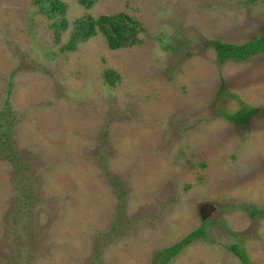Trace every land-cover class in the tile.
I'll return each mask as SVG.
<instances>
[{
  "label": "rangeland",
  "instance_id": "obj_1",
  "mask_svg": "<svg viewBox=\"0 0 264 264\" xmlns=\"http://www.w3.org/2000/svg\"><path fill=\"white\" fill-rule=\"evenodd\" d=\"M63 1L70 22L131 14L143 42L63 51L71 26L57 42L32 0H0V264H152L204 203L209 239L169 264H242L233 243L264 264V53L221 64L211 45L263 34L264 0ZM243 105L242 125L221 115Z\"/></svg>",
  "mask_w": 264,
  "mask_h": 264
},
{
  "label": "trees",
  "instance_id": "obj_2",
  "mask_svg": "<svg viewBox=\"0 0 264 264\" xmlns=\"http://www.w3.org/2000/svg\"><path fill=\"white\" fill-rule=\"evenodd\" d=\"M80 4L87 10L92 9L98 2L102 0H78ZM256 1V0H250ZM35 6L39 7L41 12L49 20L48 27L54 30L57 42L62 40L63 34L71 26L72 29L69 34V40L62 46L63 51H76L80 44L102 34L109 47L113 50L130 48L143 42L139 37L141 30V23L131 14L124 11H119L112 14H101L97 17L90 12L84 13L76 20L70 22L67 17L69 5L63 0H32ZM212 47L217 54V61L221 64L229 61H245L249 58L264 53V33L251 38L250 40L241 43H230L220 40L211 41ZM103 77L105 82L111 87L117 86L118 81L121 80L120 72L115 69H107L104 71ZM221 93H219L220 95ZM232 97H236L232 94ZM11 112V103L9 98L5 101V108L1 113L0 120H6L0 123V140H9L11 138V125L7 119ZM255 113V110L247 105L241 106L235 112L222 110L221 115L229 121L242 125L247 122ZM0 150L5 151L2 142H0ZM246 210L252 211L256 214L260 210L252 208L249 205H242ZM210 219L202 222L201 227L191 231L183 239L175 244L159 251L152 261V264H169V262L180 254L183 249L199 239H209V225ZM228 230V229H227ZM231 234L239 235L238 232L228 230ZM227 249L235 253L241 260L242 264H253L248 256L245 247L239 243L228 244Z\"/></svg>",
  "mask_w": 264,
  "mask_h": 264
},
{
  "label": "water",
  "instance_id": "obj_3",
  "mask_svg": "<svg viewBox=\"0 0 264 264\" xmlns=\"http://www.w3.org/2000/svg\"><path fill=\"white\" fill-rule=\"evenodd\" d=\"M216 210V206L209 203H204L201 206V214L204 220L208 219L210 217L211 211Z\"/></svg>",
  "mask_w": 264,
  "mask_h": 264
}]
</instances>
